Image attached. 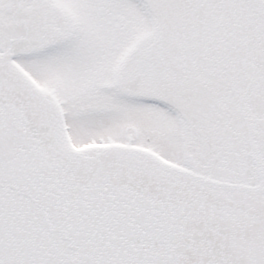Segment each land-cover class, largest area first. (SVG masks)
Masks as SVG:
<instances>
[{
    "label": "snow or ice",
    "instance_id": "snow-or-ice-1",
    "mask_svg": "<svg viewBox=\"0 0 264 264\" xmlns=\"http://www.w3.org/2000/svg\"><path fill=\"white\" fill-rule=\"evenodd\" d=\"M0 264H264V0H0Z\"/></svg>",
    "mask_w": 264,
    "mask_h": 264
}]
</instances>
